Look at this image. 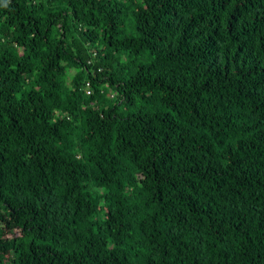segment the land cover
I'll list each match as a JSON object with an SVG mask.
<instances>
[{
    "label": "trees",
    "instance_id": "obj_1",
    "mask_svg": "<svg viewBox=\"0 0 264 264\" xmlns=\"http://www.w3.org/2000/svg\"><path fill=\"white\" fill-rule=\"evenodd\" d=\"M0 264H264V0H0Z\"/></svg>",
    "mask_w": 264,
    "mask_h": 264
},
{
    "label": "built area",
    "instance_id": "obj_2",
    "mask_svg": "<svg viewBox=\"0 0 264 264\" xmlns=\"http://www.w3.org/2000/svg\"><path fill=\"white\" fill-rule=\"evenodd\" d=\"M86 85L88 86V82H86ZM86 92H87V93L90 92L88 87L86 88Z\"/></svg>",
    "mask_w": 264,
    "mask_h": 264
}]
</instances>
